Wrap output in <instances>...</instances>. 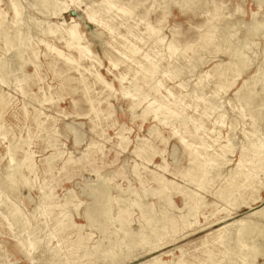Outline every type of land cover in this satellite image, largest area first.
<instances>
[{"label":"rangeland","instance_id":"1","mask_svg":"<svg viewBox=\"0 0 264 264\" xmlns=\"http://www.w3.org/2000/svg\"><path fill=\"white\" fill-rule=\"evenodd\" d=\"M263 22L261 0H0V264H264V212L245 218L264 207V171L235 174L264 138ZM233 51L255 61L234 83ZM153 100L182 114L144 113ZM107 194L109 218L88 222Z\"/></svg>","mask_w":264,"mask_h":264},{"label":"bare ground","instance_id":"2","mask_svg":"<svg viewBox=\"0 0 264 264\" xmlns=\"http://www.w3.org/2000/svg\"><path fill=\"white\" fill-rule=\"evenodd\" d=\"M72 2L74 0H71ZM43 3H45L43 1ZM57 3V2H56ZM58 4V3H57ZM63 4H58L57 6L58 7H62ZM65 6V5H64ZM38 7V6H37ZM36 7V8H37ZM108 9L110 8H113V6L111 5H108ZM62 9V8H61ZM75 9V8H74ZM106 10V9H105ZM108 11V10H106ZM87 19L90 23H95L96 21V18L94 17V15L91 13L90 10H87ZM124 13H127V12H124ZM127 15V14H126ZM130 15V14H129ZM209 16V15H207ZM212 18V17H211ZM210 18V19H211ZM88 24V23H87ZM209 25H211L209 23ZM259 25H262L264 27V22L263 23H260ZM62 26V25H61ZM94 26V25H93ZM97 28V27H95ZM51 29V27H50ZM233 30V29H232ZM257 30V29H256ZM61 31V30H60ZM62 31H63V35L66 36V44H67V47L68 48H75L77 49L80 53H84L86 51L85 48H82V46L80 47L79 45V41H80V36L77 35V32H76V24L70 19L68 23H66L65 27L62 28ZM101 31V30H100ZM146 31V30H145ZM54 32V31H53ZM50 33V32H49ZM103 33V32H102ZM155 34V33H154ZM123 36V35H121ZM153 36V35H151ZM155 36V35H154ZM133 37V36H132ZM157 37V36H156ZM21 38V37H20ZM155 38V37H154ZM158 38V37H157ZM142 41V40H141ZM140 41V42H141ZM210 41L211 40H208L207 42H205L206 45H209L210 44ZM23 42V41H21ZM43 42V41H42ZM44 43V42H43ZM173 45V44H172ZM174 47V46H173ZM126 49L129 50V48L126 47ZM168 49V48H167ZM170 52V51H169ZM171 53L173 54V50H171ZM255 53V52H254ZM62 55V54H61ZM176 55V54H175ZM181 55V54H180ZM182 57V56H181ZM184 58V57H183ZM182 58V59H183ZM237 60V62L234 64V66L237 68V75H233L234 80H233V83L235 82V79L241 74V72L243 70H246L247 68H249L253 62L255 61H252V60H244L245 57L243 56V54H237L235 51L231 52L230 54V60ZM11 60V59H10ZM144 60L145 62H147L148 64L152 65L153 67V71H155L156 69V64L152 62L151 59H149V56L148 55H144ZM12 63V62H11ZM240 66V67H239ZM262 69H259V71L257 73H255L254 75V78H257V77H261L262 76V73L264 71V67L262 66L261 67ZM8 70V69H7ZM169 70V67H167L165 69V71ZM170 70H173V69H170ZM262 70V71H261ZM0 72H2V68L0 66ZM175 72V71H174ZM222 76H224L223 74H221ZM126 77V76H125ZM175 78V77H173ZM19 79V78H18ZM188 80V79H187ZM264 80V79H263ZM207 81V80H206ZM264 82V81H263ZM249 84L250 82L248 80L244 81L243 83V87H247L249 88ZM218 85V84H217ZM263 85V84H262ZM179 86L181 89L184 88L185 90V86L183 83H179ZM202 88V87H201ZM203 89V88H202ZM194 90V89H192ZM215 90H217V88H215ZM221 90V89H220ZM262 90V87L259 86L258 89L256 90H249L247 92V94L245 93V96H243L244 100L246 101V104H247V109L250 110L252 107V100L255 98V96H257L260 91ZM160 92V91H159ZM241 93V90L237 91L235 93L236 96L240 95ZM169 94V93H168ZM191 95H195V99H197L198 101H201L203 100V97L201 95H197L195 91H192L191 92ZM221 101V100H220ZM180 102V99L179 98H176V97H172V103H171V106H176L177 104H179ZM205 104H208L209 103V100L207 99L205 102H203ZM215 104V103H214ZM222 106V105H221ZM215 108V106H214ZM232 108V107H231ZM160 109H164L165 111L167 112H170L172 111L176 117H179L181 114H182V110L181 108H178L176 110H172L170 107L168 106H161L156 100H153L149 103V108H147L145 110L144 113H146L147 111L150 112V110H152L153 112L157 113L159 112ZM216 109V108H215ZM218 109V108H217ZM197 113V112H196ZM219 115V114H218ZM223 118V114H221L218 118V120H216L214 122V125H216L217 127L219 128H224V129H231L230 125H232L231 123L230 124H227V123H224V121L222 120ZM237 122V121H235ZM194 126V125H193ZM254 131H253V135H252V138L253 137H258V130H256L255 126L253 127ZM195 131L197 132L198 131V127L195 126ZM213 131V130H212ZM74 132V131H73ZM80 140V139H79ZM232 141V140H231ZM251 148L247 151H245L244 153L241 154V160L238 162L237 164V167H236V170H235V174H237L238 172V169L239 168H243V163L242 162H251L252 163V166L249 171L247 172H253L254 170H257L258 169H262L264 171V162H262L260 156L264 153V138L262 140H260L258 143H251ZM193 148H196L198 149L197 147H193ZM193 152L194 150H192V153L190 152L189 155H191V161L192 162H196L198 157L199 159H204L205 162H209V161H213V160H209L207 159L208 155H206V152L204 153H200L198 154L195 158L193 156ZM181 159V158H180ZM263 159V158H262ZM178 160V159H177ZM12 161V160H11ZM264 161V159H263ZM262 162V163H261ZM211 163V162H210ZM219 163V162H218ZM178 164V163H176ZM262 165V166H261ZM246 179L248 177V175H245ZM102 181L104 179H101ZM106 181V179H105ZM106 184L104 185L103 182H98L95 186V188H93L91 190V197L94 201H97V191H101V192H104L106 190ZM24 187L23 183L18 180L16 181L13 185H12V188L15 189V190H20ZM187 188V187H186ZM204 193V192H203ZM232 196V195H231ZM105 199V203L107 204L108 208L107 209H103L101 207H98L96 208L95 210H93L92 212H89L87 214H85V218L88 222H90V220L92 219V217L94 218H98V219H102V218H105V219H108L109 218V212H110V201H111V197L109 194L105 195L104 197ZM118 199V198H117ZM134 199V198H133ZM135 200V199H134ZM24 201V199H23ZM22 201V202H23ZM119 201V200H118ZM264 205V204H263ZM27 207V206H26ZM228 209V208H227ZM264 212V207L258 209V210H254V211H250L245 218H252V217H255V216H258V215H261L263 214ZM198 221V220H197ZM250 222V221H249ZM242 224V225H241ZM232 225L234 226H237L239 227V231H238V234H237V238H236V241H240L242 239H247V238H250L251 237V233H252V229L248 228V224L247 222L244 221V219L240 220V221H234V223H232ZM97 230L100 231V228L99 227H96ZM264 229V226L262 227ZM120 231V230H119ZM231 232V231H230ZM229 236V235H228ZM243 241V240H242ZM244 243V242H243ZM125 245V244H124ZM116 248H117V244L115 245H110L108 247V249L106 250L105 253L107 254H114L115 251H116ZM252 248L254 249V252H252V255L251 257H254L258 254V244L254 243L252 245ZM251 248V249H252ZM253 251V250H252ZM106 255V254H105ZM116 255V254H115ZM146 255V254H145ZM136 256V255H135ZM144 257V256H143ZM139 258V257H138ZM147 258V257H146ZM130 259V258H129ZM137 259V258H136ZM115 260V259H113ZM117 260V259H116ZM141 264H145V263H141Z\"/></svg>","mask_w":264,"mask_h":264},{"label":"snow or ice","instance_id":"3","mask_svg":"<svg viewBox=\"0 0 264 264\" xmlns=\"http://www.w3.org/2000/svg\"><path fill=\"white\" fill-rule=\"evenodd\" d=\"M261 4H262V7H264V0H261ZM161 7L164 9V16L160 19V24L161 25H164L166 23H168V13H167V7L166 5L162 4ZM180 24L177 23L174 27H172V31L175 32V33H178L179 30H180ZM261 254L264 255V248L261 249Z\"/></svg>","mask_w":264,"mask_h":264}]
</instances>
